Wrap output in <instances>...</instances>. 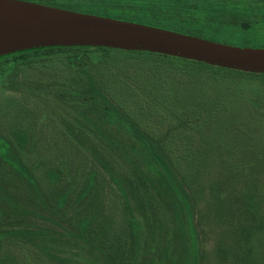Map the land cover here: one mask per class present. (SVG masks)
Segmentation results:
<instances>
[{"label":"rangeland","instance_id":"374dc122","mask_svg":"<svg viewBox=\"0 0 264 264\" xmlns=\"http://www.w3.org/2000/svg\"><path fill=\"white\" fill-rule=\"evenodd\" d=\"M44 59L67 66L31 71L22 59L0 62V148L10 147L11 156L28 166L38 184L32 187L23 181L0 149V231L15 227L34 233L0 241L1 254L5 264H109L82 238L103 236L109 230L107 222L113 225L121 220L118 199L104 177L99 188L79 198L87 175L103 173L100 160L104 156L108 165L115 164L116 169L110 168L118 174L133 168L140 171L159 193L151 162L111 112L110 103L151 139L172 140V152L179 157L186 137L196 135L195 122L212 117L206 102L214 96L228 98L227 86L211 87L212 77L228 73L157 55L120 52L112 59L100 51L29 58ZM234 78L263 80L247 74ZM96 91L110 103L96 96ZM216 120L222 122L223 116ZM159 199L156 213L146 215L132 198L142 227L139 264H168L167 251L172 259L184 258L181 226L168 200ZM84 219L90 221L88 233H81ZM206 225L207 234L215 229L211 219ZM213 242L210 233L207 249H212Z\"/></svg>","mask_w":264,"mask_h":264},{"label":"trees","instance_id":"16d2710c","mask_svg":"<svg viewBox=\"0 0 264 264\" xmlns=\"http://www.w3.org/2000/svg\"><path fill=\"white\" fill-rule=\"evenodd\" d=\"M25 1L160 27L228 45L264 48V1ZM90 51L103 52L105 58L110 59L116 52L140 56L157 55L209 69L224 70L228 75L222 78L212 77L211 87L222 83L230 91L226 100H217V96H214L206 102L210 110L208 115L212 113V117L195 122L196 135H187L183 145L184 154L179 157L172 152V140L157 142L151 139L125 118L102 92L96 91V96L110 103L111 112L114 111L112 113L133 134L141 152L151 162L149 166L159 193L155 192L147 177L140 171L133 168L132 172L118 174L110 168H115V164L108 165L103 156L100 160L103 173L96 171L87 175L79 198L88 197L99 188L102 179L108 178L112 183L111 190L118 199L121 220L118 219L115 225L107 222L109 230L103 236L100 233L96 238L88 236L89 238L82 239L109 264H139L142 227L137 220L132 198L138 204L137 209H141L146 215H154L161 196L172 205L173 215L181 226L185 241L183 259H172L168 251L165 252L168 264H264V75L247 74L263 79L262 83L239 82L234 76L246 73L146 52L87 47L26 51L3 57L0 62L22 59L25 61L23 65L29 67V70L40 71L61 67L66 63L54 59L29 60L30 57L56 52ZM70 60L68 66L72 65ZM219 116H223L222 122L216 120ZM252 147L254 149H250ZM0 149L2 158H7L17 167L23 181L29 182L32 187H38L34 173L23 162L11 156L10 147ZM210 219L215 226L213 231L208 232L209 235L212 233L214 239L211 250L206 247V224ZM89 231L90 221L84 219L81 233ZM32 234L34 233L29 230L8 228L0 231V241ZM1 245L0 264H5Z\"/></svg>","mask_w":264,"mask_h":264},{"label":"water","instance_id":"95a60500","mask_svg":"<svg viewBox=\"0 0 264 264\" xmlns=\"http://www.w3.org/2000/svg\"><path fill=\"white\" fill-rule=\"evenodd\" d=\"M146 52L264 75V48L240 47L168 29L25 0H0V59L47 48Z\"/></svg>","mask_w":264,"mask_h":264}]
</instances>
